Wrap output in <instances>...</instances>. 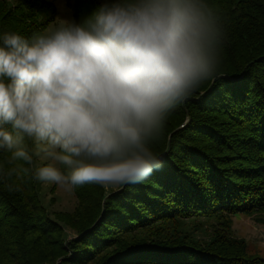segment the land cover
Listing matches in <instances>:
<instances>
[{"label": "trees", "instance_id": "16d2710c", "mask_svg": "<svg viewBox=\"0 0 264 264\" xmlns=\"http://www.w3.org/2000/svg\"><path fill=\"white\" fill-rule=\"evenodd\" d=\"M97 2L75 0L74 15ZM210 2L220 71L170 114L153 145L163 166L108 192L79 186L74 210L52 216L30 175L0 181V264H264L232 232L239 213L264 223V0ZM56 14L51 0H0V33L29 36ZM197 218L215 221L207 240L179 230Z\"/></svg>", "mask_w": 264, "mask_h": 264}, {"label": "clouds", "instance_id": "9594fccd", "mask_svg": "<svg viewBox=\"0 0 264 264\" xmlns=\"http://www.w3.org/2000/svg\"><path fill=\"white\" fill-rule=\"evenodd\" d=\"M224 39L210 0H98L0 33V181H144L170 114L218 75Z\"/></svg>", "mask_w": 264, "mask_h": 264}, {"label": "rangeland", "instance_id": "374dc122", "mask_svg": "<svg viewBox=\"0 0 264 264\" xmlns=\"http://www.w3.org/2000/svg\"><path fill=\"white\" fill-rule=\"evenodd\" d=\"M54 2L57 14H71L74 15L73 4L75 0H51ZM61 3L63 8L61 7ZM56 14V16H57ZM42 15H45L44 12ZM75 16V15H74ZM116 189V188H115ZM38 190L42 203L45 205L46 210L52 216L53 213L58 211H73L78 205L79 197L75 190H67L55 184L39 182ZM113 189L105 190L106 192ZM232 221V232L239 238H244L249 247V251L253 254L264 256V223L259 220L258 215L242 214L234 215ZM180 229L183 232L191 230L193 236L201 239H206L211 235L214 220H207L203 218L197 219H182ZM194 225H197L196 227ZM69 235L73 236L74 232L67 227Z\"/></svg>", "mask_w": 264, "mask_h": 264}]
</instances>
